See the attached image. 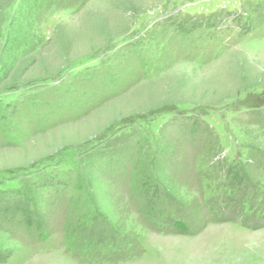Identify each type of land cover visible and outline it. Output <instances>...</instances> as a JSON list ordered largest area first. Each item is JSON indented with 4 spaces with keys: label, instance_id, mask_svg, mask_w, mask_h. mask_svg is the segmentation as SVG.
<instances>
[{
    "label": "rangeland",
    "instance_id": "374dc122",
    "mask_svg": "<svg viewBox=\"0 0 264 264\" xmlns=\"http://www.w3.org/2000/svg\"><path fill=\"white\" fill-rule=\"evenodd\" d=\"M0 258L264 264V0H0Z\"/></svg>",
    "mask_w": 264,
    "mask_h": 264
},
{
    "label": "trees",
    "instance_id": "16d2710c",
    "mask_svg": "<svg viewBox=\"0 0 264 264\" xmlns=\"http://www.w3.org/2000/svg\"><path fill=\"white\" fill-rule=\"evenodd\" d=\"M234 175L236 176V177H234V180H236L238 174L235 173ZM236 181L239 182V180H236ZM173 218H175V216H173ZM173 222H175V221H173ZM173 222H172V220H171V223H172V224H173ZM175 226H176V227H175ZM175 226H174V229H176L177 231H183V230H186L184 227L181 228V225H177V224H176ZM2 262H4V261L0 258V263H2Z\"/></svg>",
    "mask_w": 264,
    "mask_h": 264
}]
</instances>
